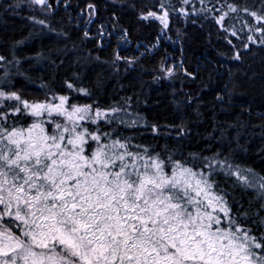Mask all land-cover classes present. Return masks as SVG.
Segmentation results:
<instances>
[{
    "label": "snow or ice",
    "instance_id": "1",
    "mask_svg": "<svg viewBox=\"0 0 264 264\" xmlns=\"http://www.w3.org/2000/svg\"><path fill=\"white\" fill-rule=\"evenodd\" d=\"M71 8L0 0V20L31 25L0 50V264H264V113L254 125L237 102L246 85L264 97V0H88L76 17ZM58 9L77 28L86 17L79 43L51 23ZM121 13L158 25L146 52L172 40L173 19L210 24L240 71L201 76L167 53L145 70V53L121 55L119 42L131 43ZM28 40L42 47L21 58ZM26 61L47 71L33 75ZM181 73L199 87L177 85ZM18 77L37 94L24 95ZM160 88L171 90L168 113L152 107Z\"/></svg>",
    "mask_w": 264,
    "mask_h": 264
},
{
    "label": "trees",
    "instance_id": "2",
    "mask_svg": "<svg viewBox=\"0 0 264 264\" xmlns=\"http://www.w3.org/2000/svg\"><path fill=\"white\" fill-rule=\"evenodd\" d=\"M88 0H72V8L70 10V15L73 17L80 16L79 9L83 8ZM58 15L51 21V23L58 28L70 27L73 29L72 35L74 39H77L79 43V37H82V29L84 28L83 21L86 17L81 16L80 26L77 28L75 25H67L62 23L65 18V13L62 9H58ZM121 24L123 27L129 29V35L131 43L119 42V47L121 55L127 56H140V53H145L140 59L143 61V66L145 70H150L155 67L159 60L163 59L167 54H170V60L179 61L184 58L186 61L185 66L190 70L198 71L201 76L205 74V70H210L211 67L218 65V74L221 76L228 75V69L231 68L232 73L240 71L237 68L235 62L226 60L220 53L227 51V45L223 40H220L215 35V28H212L209 24L206 28H199L198 26H193L191 24H185L183 20L173 19L170 29L168 30V35L172 37V40L167 38L162 39L160 44V49L157 52H146L145 50L150 47L154 42L155 37L159 33V27L156 23L139 22L135 17L128 15L127 13H121ZM31 29V25L20 19L19 17L8 16L6 18V23L4 20H0V50L3 49V45L10 41L24 39ZM91 32L95 33L96 24L93 23L92 27L89 29ZM181 32V36H177V31ZM211 30L214 33L211 36V44H209L208 32ZM186 32L187 35H183ZM184 41V51H180V40ZM175 41V42H173ZM47 39L45 44H47ZM117 37L114 32L112 38L105 39L106 51H100V55L106 59H111L113 51L117 47ZM139 45V47H137ZM42 47L39 41L28 40L22 49L19 50L18 54L23 58L25 55L34 56L36 51ZM87 50L92 51L94 54L98 49H96L95 42L88 43ZM166 50V52H165ZM25 67L30 68L33 75H38L42 71H47L46 68H40L38 66H30L28 62H25ZM97 70H100V66H95ZM70 71V70H69ZM64 69L61 70V75H63ZM91 70L88 75H91ZM133 74H128L121 81L127 84L129 76ZM143 75V74H142ZM182 79L176 81L177 85L184 88L185 91L191 89L196 90L200 85V80L195 82L183 78V73L180 74ZM20 82L19 86L23 89V94L27 95L29 98L35 96V87L29 89L24 85L23 77H18ZM143 79L150 81L151 77L148 75H143ZM87 83V80H85ZM155 87V86H154ZM146 91H149L146 89ZM171 90L167 88H160L158 91H149L152 98V107L157 109V113L163 114L172 111L171 105ZM112 96L111 91H109L108 96L105 99H110ZM211 99V97H209ZM159 101V103H156ZM247 102L253 110L251 117H245V119H250L252 124L258 125L261 121L259 116L264 113V97L261 96L257 88H253L250 85H246L243 89V94L238 97V103ZM239 111V109H237ZM153 113V114H157ZM251 131V129H249ZM259 128L255 129V142H259Z\"/></svg>",
    "mask_w": 264,
    "mask_h": 264
}]
</instances>
